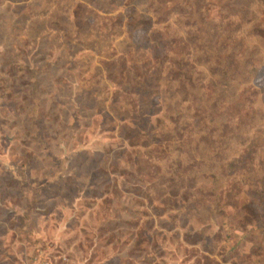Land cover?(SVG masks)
<instances>
[{"label":"rangeland","instance_id":"obj_1","mask_svg":"<svg viewBox=\"0 0 264 264\" xmlns=\"http://www.w3.org/2000/svg\"><path fill=\"white\" fill-rule=\"evenodd\" d=\"M0 264H264V0H0Z\"/></svg>","mask_w":264,"mask_h":264},{"label":"trees","instance_id":"obj_2","mask_svg":"<svg viewBox=\"0 0 264 264\" xmlns=\"http://www.w3.org/2000/svg\"><path fill=\"white\" fill-rule=\"evenodd\" d=\"M102 8V7H101ZM155 51V49H154V47H153V54L155 53L154 52ZM247 153H249V151H247ZM250 170H253V168L250 166ZM242 177H244V176H246V177H250L251 176V173H250V171L249 170H243V172H241V174H240ZM211 176V175H210ZM218 181H219V178H214L213 177V179L210 181V183L211 184H213V185H215L216 184V182L218 183ZM218 185H220L221 186V184H218ZM212 194H214V193H212ZM214 196H215V194H214Z\"/></svg>","mask_w":264,"mask_h":264}]
</instances>
